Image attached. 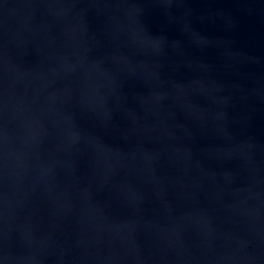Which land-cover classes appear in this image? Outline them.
<instances>
[{
    "label": "water",
    "instance_id": "1",
    "mask_svg": "<svg viewBox=\"0 0 264 264\" xmlns=\"http://www.w3.org/2000/svg\"><path fill=\"white\" fill-rule=\"evenodd\" d=\"M0 264H264V0H0Z\"/></svg>",
    "mask_w": 264,
    "mask_h": 264
}]
</instances>
